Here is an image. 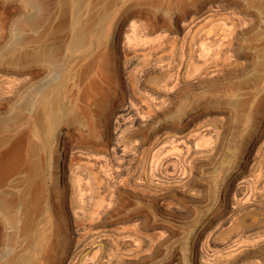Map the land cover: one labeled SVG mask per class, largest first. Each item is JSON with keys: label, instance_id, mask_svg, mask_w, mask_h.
Listing matches in <instances>:
<instances>
[{"label": "rangeland", "instance_id": "obj_1", "mask_svg": "<svg viewBox=\"0 0 264 264\" xmlns=\"http://www.w3.org/2000/svg\"><path fill=\"white\" fill-rule=\"evenodd\" d=\"M88 1L102 9L108 0ZM109 1L104 83L77 96L57 138L84 147L73 156L88 161L81 176L95 195L86 215L77 208L74 228L57 168L43 228L49 251L20 240L0 210V264H264V0ZM70 9L68 0H0V136L24 135L23 71L29 63L32 82L53 75ZM124 20L129 36L140 21L156 28L140 42L166 35L173 46L169 63L151 70L172 74L160 99L126 91L121 52L108 44ZM38 30L48 55L28 62Z\"/></svg>", "mask_w": 264, "mask_h": 264}, {"label": "bare ground", "instance_id": "obj_2", "mask_svg": "<svg viewBox=\"0 0 264 264\" xmlns=\"http://www.w3.org/2000/svg\"><path fill=\"white\" fill-rule=\"evenodd\" d=\"M68 1L71 9L68 20L64 18V22H61L63 37L59 44L60 52L57 56L50 55L53 75L46 80L32 82L34 77L29 63L23 71V84L26 85L23 105L29 109L24 118V135L21 136V132L20 136V133L0 136V210L8 214V223L17 228V237L30 244L37 241L39 245L36 250H41L42 253L48 252L51 245L52 233H43V228L45 213L49 212L53 173L57 168L62 171L63 194L68 202L74 228L81 225L77 208L82 209V213L86 215L88 207L84 203L87 195L94 196L96 192L94 183L84 181L81 176L88 161L85 160L84 163L81 158L79 161L73 156L76 149L85 152L84 147L73 143L67 146L66 141L57 138L67 116L78 108L77 96L82 94L90 98V91L99 90L104 83L103 66L106 65L109 54L103 49V37L108 35L103 18L109 17L107 10L112 3L105 1L102 9H99L88 0ZM32 21L30 16L27 17L28 24ZM125 24L124 20L116 30H112L108 44L112 45L115 52H121V55L116 54L115 62L117 71L124 79L126 91L134 93L139 88L148 89L155 100L158 97L160 99V96L166 94L172 74L169 69L157 74L151 70L157 62L169 63L173 46L167 48L166 35L140 42L138 39L142 36L156 31V28L150 27L145 21L132 26L131 36L126 33ZM45 36L46 30L36 31V48L32 52L27 41L26 61H30L32 54L36 60L48 55V49L43 46ZM177 70L175 77L181 79V63ZM143 101L149 103L147 99ZM121 109L123 107L117 111ZM115 123L119 125L117 119ZM57 144L62 147L60 158L55 150ZM77 193L81 195L80 201L77 200ZM96 202L98 205V201ZM66 257H70V250H66Z\"/></svg>", "mask_w": 264, "mask_h": 264}]
</instances>
